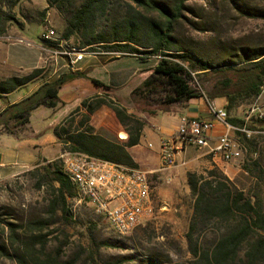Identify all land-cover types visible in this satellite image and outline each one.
<instances>
[{"label": "trees", "instance_id": "obj_1", "mask_svg": "<svg viewBox=\"0 0 264 264\" xmlns=\"http://www.w3.org/2000/svg\"><path fill=\"white\" fill-rule=\"evenodd\" d=\"M46 1L48 7L41 13L42 17H46L49 9L56 10L64 20L62 40H73L79 49L138 56L142 61L153 56L160 57L153 69L141 74V85L131 93L130 100L138 114L147 112L153 115L172 105L185 104L203 96L189 84L188 80L193 73L223 75L222 79L212 84L206 96L209 100L226 99L225 109L233 125H243L244 122L232 117V112L243 104L252 103L261 94L264 84L261 75L264 70V45L243 48L240 57L219 66H213L188 53H170L175 48L172 24L179 17L184 0H179L172 7L159 0H132L142 11L130 9L124 16L115 15L106 23L104 21L111 15L114 0ZM228 1L240 12L252 10L244 0ZM154 13L157 19L148 16ZM13 20V17L4 18L0 15V36L8 30L5 21ZM43 77L44 70L36 69L27 76L0 80V98ZM80 77L73 72L63 74L54 82L44 83L23 101L8 106L0 113V134L17 136L29 124L35 110L58 107L62 88ZM91 82L100 89V94L84 99L79 107L54 128L57 142L64 143L66 149L72 151L117 165L138 168L128 150L140 143L147 120L138 114L129 113L114 98L111 87L96 80ZM102 107L111 110L112 119L96 132L91 121ZM251 143L254 140L247 142L248 149ZM254 153L257 159H248L244 165L245 174L251 182L249 191L238 188L239 180L230 179L217 166L205 173H187V185L193 199L187 239L193 246L196 234L210 230L214 235L207 249L194 243L192 253L197 258L196 264H264V149ZM34 170L40 177L38 188H46L53 197L51 215L61 212L63 220L72 223L74 216L68 202L76 197V189L64 175L59 162H39ZM10 231L12 235L15 234L13 228ZM42 247L45 248V245ZM33 250L31 247L30 253ZM0 252L9 255L5 242L0 245ZM97 252L98 249L90 255L93 264H99L95 259ZM17 256L20 261L24 260L22 254L18 253ZM59 264L75 263L69 261ZM107 264L123 263L116 261Z\"/></svg>", "mask_w": 264, "mask_h": 264}, {"label": "rangeland", "instance_id": "obj_2", "mask_svg": "<svg viewBox=\"0 0 264 264\" xmlns=\"http://www.w3.org/2000/svg\"><path fill=\"white\" fill-rule=\"evenodd\" d=\"M159 1L172 7L179 0ZM244 1L252 8L250 12L236 10L228 0H184L179 17L172 24L175 48L170 53H188L213 66H219L224 62L236 60L242 54L243 48L264 45V0ZM46 9V0H0V15L14 19L5 21L6 27L23 29L28 26L22 32V37L36 46L42 44L40 37L44 30L53 28L60 35L64 30V20L56 10L50 12V24L44 20L41 13ZM130 9L142 11L132 0H114L111 15L104 23L115 15L124 16ZM148 16L157 19L156 13ZM73 47L79 49L73 40L65 41L63 48L58 52L68 53ZM58 57L65 63L69 62V57L65 54H59ZM61 59L59 62L62 64ZM159 60L160 57L157 56L146 58L148 69H153ZM60 71L61 69L58 72ZM222 78V74L193 73L188 81L193 89L206 96L212 84ZM123 93H116L118 96L114 98L124 102ZM250 104H243L239 113L233 111L232 117L243 120ZM106 110L107 107L99 109L91 121L96 132L101 129L98 127L102 122L112 119L111 115L109 118L106 114ZM49 121L47 115L36 114L32 126L45 128ZM35 140L40 141L42 137ZM59 144L62 153L67 147L64 143ZM262 149L264 136H258L239 162L240 172L235 177L239 180L238 188L250 190L251 182L245 174L244 165L248 163V159H257L254 151ZM52 151L54 148L51 145L33 150L40 157L51 156L47 154ZM54 155L56 154L52 156ZM59 156L49 162H59L62 165ZM46 161L40 159L39 162ZM34 167L35 165L14 177L0 181V245L5 242L9 251V255L0 252V264H59L69 261L75 264H93L90 255L94 254L96 249L98 252L95 259L99 264L116 261L123 264H196L197 258L192 253L194 243L197 242L201 248L207 249L214 240V235L208 230L194 236L193 246L189 243L187 233L193 213V199L190 194L181 196L178 204H174L169 212L161 210L162 203H156L154 218L137 227L129 235L116 233L107 220L91 208L85 205L76 206L75 198L68 202L69 210L74 216V221L68 223L63 220L61 212L51 215L53 197L46 188H38L40 177ZM211 168H200L196 172L205 173ZM150 182L154 195L155 181L152 179ZM11 228L15 230L14 235L11 234ZM31 247L34 250L30 253ZM18 253L24 256L23 261L18 258Z\"/></svg>", "mask_w": 264, "mask_h": 264}, {"label": "crops", "instance_id": "obj_3", "mask_svg": "<svg viewBox=\"0 0 264 264\" xmlns=\"http://www.w3.org/2000/svg\"><path fill=\"white\" fill-rule=\"evenodd\" d=\"M51 11H54V9H49L44 18L48 24H50L49 16ZM27 27L20 29L13 26L7 30L6 34L0 36V80L13 76H27L36 69H43L44 75L49 72L42 79L36 80L24 88L0 98V113L8 106L17 104L29 97L44 83L54 82L63 74L73 72L81 75V77L68 82L62 88L60 91L61 103L58 107L54 109L41 107L35 110L31 114L29 124L17 136L0 134V181L14 177L19 172L36 165L40 159H46L49 162L59 156L62 148L61 144L57 142L53 130L79 107L84 99L100 94V89L93 85L91 80H96L105 86L111 87L114 97L118 96L116 93L124 92L123 105L129 113L138 114L137 109L131 103L130 97L131 93L141 85L143 80L141 74L148 70L149 66L148 61H142L136 56L127 55L116 58L101 54L86 55L75 67L69 68L67 62L65 63L61 58L44 50L43 43L40 46L31 45V43L30 45L21 44L19 40L23 39L22 32ZM59 59L62 60V64ZM60 69L61 71L58 72ZM226 105L227 102L224 98L209 100L203 95L185 104H175L167 110H159L153 115L147 112L138 114L147 120V125L143 131L140 143L129 148L128 151L138 168L149 172L150 180L153 179L155 181L156 192L153 198L155 205L158 202L162 203V211L169 212L174 204H178L179 198H182L181 196L190 194L187 185L188 172H196L200 168H208L215 165L230 179H234L239 174L240 166L238 161L223 162L208 155L206 149L188 148L184 153L180 154L178 160L186 161V166L178 164L177 166L163 169L160 157L162 139L176 134L181 117L209 120L212 118L210 115L211 107L225 108ZM240 110L241 108H238L236 113H239ZM40 113L48 116L49 124L45 128H34L32 126L33 117ZM106 114L110 118L111 110L107 108ZM109 121L108 119L102 122L98 128L105 126ZM223 131V127L219 125L212 134L213 141ZM37 137H42V140H35ZM45 145H51L54 148V151L47 154L51 156L40 157L33 152V150L42 148ZM53 154L56 155L52 156ZM174 211H177V209H174Z\"/></svg>", "mask_w": 264, "mask_h": 264}, {"label": "built area", "instance_id": "obj_4", "mask_svg": "<svg viewBox=\"0 0 264 264\" xmlns=\"http://www.w3.org/2000/svg\"><path fill=\"white\" fill-rule=\"evenodd\" d=\"M44 50L58 57H69L68 67L73 68L86 55H109L119 57L120 53L86 52L73 47L68 53L58 52L63 48L62 35L55 29L44 30L40 37ZM21 44L29 42L20 39ZM52 47V48H51ZM211 119L181 117L174 136L161 141L163 169L181 164L178 156L188 148L206 149L208 155L231 163L242 161L248 152V141L264 136V84L261 94L247 108L243 125H233L225 108H210ZM257 123V124H256ZM261 123V124H259ZM222 126L224 131L215 141L212 134ZM64 175L76 189V206L85 205L105 218L109 226L120 235H129L137 227L154 218L156 205L150 182V173L140 168L117 165L92 157L82 152L65 149L59 156Z\"/></svg>", "mask_w": 264, "mask_h": 264}, {"label": "water", "instance_id": "obj_5", "mask_svg": "<svg viewBox=\"0 0 264 264\" xmlns=\"http://www.w3.org/2000/svg\"><path fill=\"white\" fill-rule=\"evenodd\" d=\"M261 75L264 77V70L261 72Z\"/></svg>", "mask_w": 264, "mask_h": 264}]
</instances>
